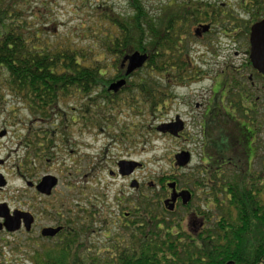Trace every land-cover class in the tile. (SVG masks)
<instances>
[{"label":"trees","instance_id":"16d2710c","mask_svg":"<svg viewBox=\"0 0 264 264\" xmlns=\"http://www.w3.org/2000/svg\"><path fill=\"white\" fill-rule=\"evenodd\" d=\"M19 4L18 0H0V94L29 102L41 118L57 114L60 101L77 95L85 97L81 109L88 124H105L111 118V111L118 106L111 98L100 97L117 76L109 77L106 72L108 65L104 58L107 56L115 58L111 67H116L122 56L136 51L149 56L146 65L129 76H137V79L127 80L121 90L123 94H130L127 102L133 109L141 110L138 106L145 104L150 114L158 112L167 96L157 84L180 82L179 70L186 64L174 56L177 44L171 34L173 28L168 26L170 34H165L144 11L139 0L131 3L134 14L130 22L105 15L109 29L101 33V37H95L100 43L103 60L96 57L92 48H77L70 42L61 47L56 42L42 41L41 30L46 29L47 24L39 21L35 9H24ZM30 20L39 23L32 28ZM100 86L102 93H97ZM5 103L0 100V108ZM203 151L206 155L209 149ZM262 174L263 171L258 179H248L247 172L242 171L226 181L222 175L199 169L189 175V179L185 176L179 179L175 175L157 177L155 183H147L148 194L134 198L136 206L132 212L138 215L134 216L131 228H122V234L116 235V242L111 235L103 246L93 245L88 240L94 231L98 210L85 206L81 211L84 222L69 225L65 241L43 245L34 254L28 252L27 259L29 264H264ZM168 180L192 189L203 204L192 208V213L204 218V212L209 209L206 203L213 204L212 212L217 216H213L211 230L208 227L201 234L185 236L173 226L175 221L168 217L173 215L167 216L170 213L161 203L163 191L153 190L156 184L164 188ZM227 187L228 192H224ZM77 205L69 200V219L72 213L77 214ZM103 227H107L105 219Z\"/></svg>","mask_w":264,"mask_h":264},{"label":"flooded vegetation","instance_id":"af4514ba","mask_svg":"<svg viewBox=\"0 0 264 264\" xmlns=\"http://www.w3.org/2000/svg\"><path fill=\"white\" fill-rule=\"evenodd\" d=\"M126 1H129L132 9L133 0ZM143 9L157 26L164 30L165 34H170V30L167 29L168 26L173 28L171 34H173L175 44H177L174 56L186 64L184 68L179 70L180 82L165 84V86L184 88L191 83L210 80L207 89L209 95L206 99L203 115L209 109V113L205 115V122L211 125L214 135L213 137L210 136V141L207 140V145L205 144V148H208L209 152L206 155L204 151L201 153L199 169L213 171L218 176L222 175L226 181L233 179L242 171L247 172L248 179H258L261 171H263L262 175L264 176V141L260 142L262 139L261 130L264 131V78L252 65L250 44L252 28L264 20V0H184L182 2L167 0L164 6L156 8L158 12L156 16L149 14L144 6ZM198 44L204 46L203 52L196 49ZM230 45L234 46L231 59L229 57ZM183 53L185 54L183 55ZM193 54H198L197 59L200 61V66L194 67V69H192L191 61ZM124 56L118 63L116 69L118 73H116L117 76L113 82L123 79L120 76H124L126 69V64L122 66ZM201 66L206 67L207 71L213 72L212 76L201 70ZM210 67L211 69H209ZM189 72L191 73L189 74ZM124 79L130 81L131 78ZM108 86L109 84L106 88ZM121 90L112 93L106 89V93L101 94L100 97H109L113 101L123 94ZM163 94L168 98V92L163 91ZM28 103L22 100H12L9 105L20 106L21 111H24L25 108L28 109V125L23 121L17 124H9L7 119L0 124V264H21L19 260H15L17 257L15 251L23 254L19 255V258L22 256L27 258L28 252L34 254L41 250L43 245H53L65 241L68 236L69 225L84 222V214L81 212L83 208L80 205H77V214L72 213V218L69 219L68 195L66 198L56 196L55 190L58 183L51 190L50 195L46 196L37 191V186L43 177L50 175L46 173L38 178V164L45 157L48 158L52 153H56L55 151L59 148L58 145L55 146L57 138L60 139L61 145H67L68 141L64 131L65 126H52L50 130L35 129L37 120L34 106ZM79 119L76 118L77 121L75 122L79 123ZM39 120L44 121L49 120V118H39ZM180 122L183 123L181 132L175 134L171 130V132L163 134L182 138L185 125L180 117L176 116L168 124H176V127H179ZM9 126H19V133L17 131L10 132L7 129ZM21 127L22 131L26 132L24 137L21 135ZM203 136L207 139L205 132H203ZM13 138L16 141L15 149L11 147ZM262 151L263 153H261ZM51 160L48 158L45 162L50 164L52 163ZM118 162L114 163L117 172ZM141 167H143L142 164ZM110 174L113 175L112 172ZM131 176L123 177V179H130ZM12 180L22 184L23 190H12ZM171 182L175 183L177 194L188 191L191 198L184 204L182 198L178 197L173 210L169 211L170 204L165 202L172 194V190L167 188V184ZM131 183H129V188L140 193V195L147 187V183L140 184L137 182L131 188ZM67 185V190H69L70 184ZM156 186L159 188V192L163 191L161 203L164 209L170 213L167 216L178 214L179 209L186 211L184 217H179V220L173 223V226L177 227L180 233L191 236L193 233V235L201 234L208 227V230H211L213 216H217V213L212 212L213 204L211 202L206 203L209 209L204 212V218H202L191 211L192 208L200 206L192 207L193 201L197 200L192 189L180 188V185L173 180L166 181L164 188L160 184ZM228 190V187L224 188V192H228ZM60 195L62 196L61 193ZM42 200L48 201L49 206H44L40 212L37 205L38 201ZM40 204L42 203L40 202ZM38 213L42 215L41 218L47 217L51 224L38 226ZM25 215L32 217L29 230L25 228L23 220ZM100 215L98 212L97 221L101 219L102 215ZM116 215L115 225L118 226L119 231L117 234L121 235L122 228L129 229L133 226L134 216L138 213L121 210L118 214L116 212ZM75 216L77 219L74 218ZM16 217L20 218L19 229L10 231L8 221ZM135 227L137 228V226ZM45 228H60L61 231L54 236L43 237L41 232ZM71 232H75L74 228ZM117 234L112 236L113 242L118 240L116 239ZM110 235L108 230L107 240L111 239ZM140 238L142 239V236ZM6 248L9 249V252L6 251Z\"/></svg>","mask_w":264,"mask_h":264},{"label":"rangeland","instance_id":"374dc122","mask_svg":"<svg viewBox=\"0 0 264 264\" xmlns=\"http://www.w3.org/2000/svg\"><path fill=\"white\" fill-rule=\"evenodd\" d=\"M18 1L21 3L18 6L21 8L35 9V15H39V21L47 24V28L41 30L43 32L40 38L42 41L46 39L49 42H56L61 47L70 42L77 48H92L99 60H103L104 55L101 53L100 43L95 37H101V33H107L109 29L105 15L121 17L128 22L134 14L129 1L126 0H29L30 3L28 1L26 4L22 3V0ZM139 1L149 14L156 16L158 13L156 8L164 6L167 0ZM25 16H30V14H25ZM30 23L34 28L39 22L30 20ZM233 48L234 46L230 45V59ZM196 49L200 52L205 50L202 44H198ZM198 56V54L191 55L192 69L200 66ZM104 59L108 65L106 72L109 77L115 75L119 65L111 67L115 58L107 56ZM205 68L201 66V70L212 76L213 72H209L210 70L207 71ZM156 78L159 81V75ZM136 79L137 76H134L130 81ZM160 83L165 84L163 81ZM161 84L158 83L157 87L168 92L169 96L165 100L164 106H160L158 112L154 114L149 113L145 104L138 106L142 107L141 110L133 109V106L127 102L130 97L129 93L122 94L113 100V104H118V106L111 111V118H108L107 122L103 121L105 124L102 123V125L93 126L86 121V116H83L85 113L81 109L84 96H71L60 101L57 114L48 117L49 120L41 121L39 120L41 117L35 114L37 120L35 129L50 130L52 126H65L64 131L68 141L67 145H61L60 139H56L55 146L58 145L59 148L55 151L56 153L48 156L52 159V163L45 162L47 157L41 160L38 164L37 177L46 173L56 177L58 179L56 196L66 198L68 195L70 202L73 201L82 208L92 206L100 212L107 227H103V219L96 220L93 227L95 232L88 236V240L93 245L103 246L107 242L108 230L111 236L119 232L118 226L115 225L116 212L118 214L121 210L132 211L136 206L134 198L140 193L129 188V183L132 180L146 184L155 183L156 178L161 176L175 175L179 179L183 176L187 178L199 170L201 153L205 148L206 140L210 141V136L214 135L211 125L205 122V115L209 113V109L203 115L209 95L207 89L210 80L191 83L184 88L167 87ZM101 90L100 86L97 93L99 91L102 93ZM13 99L12 95L2 96L0 94V100L7 102L0 108V124L7 119L9 124L23 121L28 125V109L25 108L24 111H21L20 106H9ZM105 116L108 117L106 114ZM176 116H179L185 125L182 138L163 134L157 130L159 126L173 121ZM76 118H80L79 123L75 122ZM9 127L7 129L10 132L17 131L19 133V126ZM203 132L206 133L207 139L204 138ZM25 133L22 131L21 135L24 137ZM263 135L264 131L261 130V143L264 141ZM11 141L13 143L11 147L15 149V138ZM181 150L191 154L190 163L183 168L174 165V156ZM52 152L54 151L52 150ZM130 159L141 163L143 167L139 168L130 179H123L119 176L114 163ZM111 172L113 175L110 174ZM180 181L182 182V180ZM67 184H70L69 190H67ZM179 187L183 188L181 184ZM11 189L23 190V186L12 180ZM153 190L156 193L160 191L157 186ZM143 193L148 194L146 189L143 190ZM40 202L38 201L37 209L41 212L44 206L48 207L49 205L46 200ZM196 205L203 204H200L199 200H194L192 207ZM178 211V214L168 217L177 222L179 217H184V212H186L182 209ZM38 216V226L51 224L47 217L41 218L42 215L39 213ZM6 251L9 252V249L6 248ZM15 254H17L15 260H19L21 264H29L27 258L23 256L19 258V255L23 254L16 251Z\"/></svg>","mask_w":264,"mask_h":264},{"label":"water","instance_id":"95a60500","mask_svg":"<svg viewBox=\"0 0 264 264\" xmlns=\"http://www.w3.org/2000/svg\"><path fill=\"white\" fill-rule=\"evenodd\" d=\"M250 44H251V60L253 67L263 76L264 78V20L258 24H256L251 31L250 35ZM148 54L133 52L131 54H127L122 59V66L126 64V69L124 72V78H128L137 70L142 69L147 61ZM120 79L115 82L109 84L107 90L112 93H116L124 86H126L127 81L125 79ZM183 129V123H179V127H176V124H163L157 128V130L161 133L171 132V130L177 134L181 132ZM191 154L188 151H181L174 156V165L175 167H185L190 163ZM118 173L122 177L131 176L135 170L141 167V164L137 161H126L121 160L118 162ZM58 180L56 177L48 175L43 177L42 181L37 186V191L44 195H50L51 190L56 187ZM137 184V181L133 180L131 183V188H133ZM167 188L172 190V194L165 203L170 204L169 211L173 210L174 203L178 197L182 198V202L186 204L190 201L191 194L188 191H183L179 194L175 192V183L171 182L167 184ZM20 219V218H19ZM18 217L12 218L8 221L10 224V231H16L19 229L20 221ZM24 224L26 230H29V227L32 222V217L29 215L23 216ZM1 228V227H0ZM61 231L60 228H45L42 230L41 235L43 237H51ZM231 264V263H227Z\"/></svg>","mask_w":264,"mask_h":264}]
</instances>
